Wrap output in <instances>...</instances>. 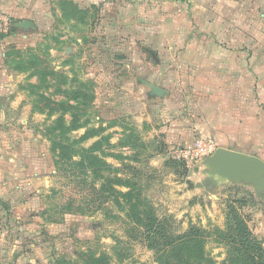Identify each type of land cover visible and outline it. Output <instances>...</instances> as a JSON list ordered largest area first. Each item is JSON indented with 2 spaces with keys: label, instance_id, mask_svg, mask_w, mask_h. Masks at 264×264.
Returning <instances> with one entry per match:
<instances>
[{
  "label": "rangeland",
  "instance_id": "374dc122",
  "mask_svg": "<svg viewBox=\"0 0 264 264\" xmlns=\"http://www.w3.org/2000/svg\"><path fill=\"white\" fill-rule=\"evenodd\" d=\"M195 2L0 0V71L23 98L0 104L8 109L0 119V264H158L129 203L169 235L204 231L214 264H232L217 230L235 214L264 250V192L232 183L211 190L204 164L178 162V147L153 128L182 108L150 101L139 84H168L180 96L177 69L196 61ZM90 90L92 104L73 99ZM41 95L89 120L71 139L102 129L81 145L101 144L94 152L111 166L103 178L79 154L67 160L51 151L45 130L55 116L47 118Z\"/></svg>",
  "mask_w": 264,
  "mask_h": 264
},
{
  "label": "crops",
  "instance_id": "0c3cea01",
  "mask_svg": "<svg viewBox=\"0 0 264 264\" xmlns=\"http://www.w3.org/2000/svg\"><path fill=\"white\" fill-rule=\"evenodd\" d=\"M194 6L196 61L177 69L182 80L180 96L173 97L168 84L139 82L150 101L182 108L180 116L153 129L170 147L202 138L216 147L264 161L256 155L264 152V0H196ZM0 75V104L20 105L23 98L15 91L16 82L4 77L3 71ZM154 87L163 95H154ZM6 112L8 109H0L1 120ZM145 121L146 130L152 128L148 117ZM0 150L5 151V146ZM8 175L3 173V181ZM191 193L196 195L198 190Z\"/></svg>",
  "mask_w": 264,
  "mask_h": 264
},
{
  "label": "trees",
  "instance_id": "16d2710c",
  "mask_svg": "<svg viewBox=\"0 0 264 264\" xmlns=\"http://www.w3.org/2000/svg\"><path fill=\"white\" fill-rule=\"evenodd\" d=\"M90 93L88 96L82 92L75 93L73 99H83L92 104L93 92L90 90ZM40 97H42L44 107L48 109L47 118L51 119L55 116L45 130V136L51 143V151L53 153L58 151L60 158L67 160H72L74 154H79L81 158L89 162V174L96 178H103L101 173L104 170H110L111 166L102 160L103 153L97 155L94 152L101 144L95 142L87 149L81 145L101 134L102 129L88 128L78 139H71V134L86 128L89 120H82L70 105L53 102L44 95ZM38 112L43 113L44 111L39 110ZM101 139L107 140V137ZM129 204L131 218L135 223L143 224L144 239L148 248L157 251L158 264H214L205 251L204 231L201 232L191 227L187 233L178 237L169 235L160 224H157L158 220L154 215L141 216L137 213L138 205ZM217 233L220 236V242L229 246L228 255L232 264H264V250L261 243L250 233L245 221L237 214L228 218L225 229L217 230Z\"/></svg>",
  "mask_w": 264,
  "mask_h": 264
},
{
  "label": "water",
  "instance_id": "95a60500",
  "mask_svg": "<svg viewBox=\"0 0 264 264\" xmlns=\"http://www.w3.org/2000/svg\"><path fill=\"white\" fill-rule=\"evenodd\" d=\"M162 96L159 88H151ZM206 179L211 190L225 184L252 186L257 195L264 192V162L259 158L218 147L204 163Z\"/></svg>",
  "mask_w": 264,
  "mask_h": 264
},
{
  "label": "built area",
  "instance_id": "2783aa9c",
  "mask_svg": "<svg viewBox=\"0 0 264 264\" xmlns=\"http://www.w3.org/2000/svg\"><path fill=\"white\" fill-rule=\"evenodd\" d=\"M216 150L213 142L198 138L192 141L191 144H184L179 146L174 153L175 159L183 164L186 168L204 164Z\"/></svg>",
  "mask_w": 264,
  "mask_h": 264
}]
</instances>
